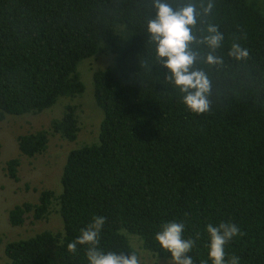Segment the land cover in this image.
<instances>
[{"label":"trees","instance_id":"trees-1","mask_svg":"<svg viewBox=\"0 0 264 264\" xmlns=\"http://www.w3.org/2000/svg\"><path fill=\"white\" fill-rule=\"evenodd\" d=\"M167 2L196 3L190 48L211 80L209 112L190 111L157 62L146 27L153 0H0V122L81 95L79 62L113 54L112 65L92 73L103 111L98 141L68 150L57 186L7 213L13 227L52 215L58 225L10 239L3 264H88V246L70 252L68 244L94 215L106 217L100 247L138 259L140 248L170 259L154 236L162 222L181 220L194 264H212L205 226L230 221L243 235L225 246V259L264 264V0H211L208 15V0ZM208 24L224 35L216 65L200 43ZM233 44L247 57L229 55ZM76 109L66 104L46 128L18 135V156L43 154L51 137L74 141ZM19 162H5L14 179Z\"/></svg>","mask_w":264,"mask_h":264},{"label":"clouds","instance_id":"clouds-1","mask_svg":"<svg viewBox=\"0 0 264 264\" xmlns=\"http://www.w3.org/2000/svg\"><path fill=\"white\" fill-rule=\"evenodd\" d=\"M155 15L147 22V32L155 44L157 62L168 69L166 79L182 94L181 102L193 113L202 114L211 110L208 98L211 91V80L208 73L195 67L197 53L190 45L197 40L193 29L197 24V6L189 2L181 8H173L167 0H153ZM213 3L208 0L203 8L205 15L211 13ZM224 35L215 24H208L206 34L200 40L209 49L205 62L210 65L220 64L223 58L214 54L221 47ZM229 55L236 59L247 57V49L239 44H233ZM106 223V217L94 215L92 221L80 229V235L74 242L68 244L70 252H76L77 245H87L86 258L88 264H139L135 253L105 251L100 247V235ZM185 222L170 220L162 222L155 233V240L161 249L170 254L172 264H194L188 253L194 247L195 241L184 238ZM208 234L207 255L212 264H241L239 256L233 255L225 259V246L234 238L243 235L237 224L209 222L205 226ZM206 264V262H205Z\"/></svg>","mask_w":264,"mask_h":264},{"label":"rangeland","instance_id":"rangeland-1","mask_svg":"<svg viewBox=\"0 0 264 264\" xmlns=\"http://www.w3.org/2000/svg\"><path fill=\"white\" fill-rule=\"evenodd\" d=\"M112 62V53L82 59L77 66L85 87L81 95L59 97L53 106L40 113L9 114L0 122V264H3L4 246L10 239L22 238L58 225L57 216L52 215L46 220L35 221L36 223H31L28 219L23 226L13 227L7 221V213L18 204L37 201L38 193L35 191L57 186L68 150L85 143L90 144L89 142L92 143L94 140L98 141L99 123L103 118V111L94 96L92 73L112 65ZM66 104L77 106L76 111L80 120L77 138L74 141H66L57 136L51 137L48 148L43 154L33 158L18 156L17 136L46 128L52 119L62 115ZM13 157L20 159L16 169V179L8 175L5 163ZM139 245L136 244L135 247ZM139 254V264H172L169 258L153 256L141 248Z\"/></svg>","mask_w":264,"mask_h":264}]
</instances>
